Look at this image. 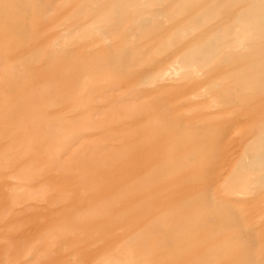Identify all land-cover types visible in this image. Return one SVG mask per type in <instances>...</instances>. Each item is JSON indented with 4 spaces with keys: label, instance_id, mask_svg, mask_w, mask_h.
Masks as SVG:
<instances>
[{
    "label": "rangeland",
    "instance_id": "rangeland-1",
    "mask_svg": "<svg viewBox=\"0 0 264 264\" xmlns=\"http://www.w3.org/2000/svg\"><path fill=\"white\" fill-rule=\"evenodd\" d=\"M25 1L0 14V87L11 70L76 97L15 96L30 90L13 84L0 95V264H264V0ZM238 75L254 90L235 87ZM122 110L138 112L99 124ZM163 128L201 138L191 151L209 162L204 187L133 224L106 222L88 159ZM203 189L204 211L188 208ZM164 216L204 218L198 255ZM156 227L157 248L143 238Z\"/></svg>",
    "mask_w": 264,
    "mask_h": 264
},
{
    "label": "bare ground",
    "instance_id": "bare-ground-1",
    "mask_svg": "<svg viewBox=\"0 0 264 264\" xmlns=\"http://www.w3.org/2000/svg\"><path fill=\"white\" fill-rule=\"evenodd\" d=\"M12 4L14 6L26 4V1L2 0V2H0V14L5 13L6 8L11 6ZM256 4L258 5V3ZM6 25H7V21L2 22L0 24V39L3 37L2 35H8L9 37V33L7 31ZM19 45H21V43H15L13 47H20ZM6 73L8 74L7 75L8 78L6 79L7 80L10 79V80H8V84L4 85V87H7L9 84H13V86H18V85H21L23 87L27 86L30 90V92L26 93L27 95L22 94L18 90L19 92H14L15 96H50V95L57 96L58 95L59 98H63V101H67L70 106L75 104L74 99L76 96H73L75 93L74 87H72L71 90L69 89L68 91L65 92H61L59 90L58 92L57 90L50 92L48 90L47 92L39 93L37 89L31 88L30 76L28 73L19 72L13 75L14 72H12L11 70H8ZM263 78L262 81L264 80ZM232 84L235 87L236 85H239L238 86L239 89H243V90H247V89L254 90V88L257 85L255 81L254 82L251 81L247 83V78L244 77L243 75L236 76L235 79L232 81ZM4 87L3 86L0 87V95L5 94ZM262 90L263 89L261 88L260 92ZM246 92L248 91L240 92L239 95L237 94L235 95V93L233 92V94L227 96H252L247 94ZM234 100L236 101V99ZM237 101L243 103V98L241 97ZM137 112H138L137 110H128L126 113L124 110H122L120 111V115L119 114L114 115L113 113L104 114L99 124L109 126L107 123L114 119L116 121L120 120L119 121L120 123L121 122L125 123L127 118H132V116L134 114H137ZM125 113L126 115L129 113L130 114L127 115V117H125L126 116ZM199 139L201 138H198V135L196 134H189V135L188 133L181 134L175 129L163 128L161 130L148 133L146 138L143 140V142L135 147L134 146L132 147L130 145L132 142L130 143V141L127 140V138L123 139L120 145L121 152L117 153L120 155H114L109 153L104 155L102 158H96V159L89 158L88 159L90 161L89 163H91L89 171L90 173H92V176L94 178H97L96 181L94 182L92 181L93 183L92 182L90 183L93 185L92 188H95L96 183L98 181V188H96V190H98L97 194L99 191L102 193L100 195L99 194L93 195L91 198L98 199L102 195L108 196L106 200V204L103 205V207L106 208L101 209L99 211V213L101 212L100 215L106 217L107 219L106 222L118 221L119 218L118 223L133 224L138 219H143L145 217L148 218V216L150 217L151 214L157 213L159 211H163V212L166 211L163 210L161 206H159L160 203L159 200L166 199L165 204L166 203L172 204L176 200L177 194L182 192H187L188 190L189 191L187 193H189L196 188L202 189L204 185L199 184L198 174L201 170L203 169L206 170V167L208 166L209 162H207L206 158H204V164H203L202 161L200 160L199 157L200 155L198 153L196 154L195 152L191 151L194 145L197 144ZM169 144L173 145L174 148L173 149L169 148L168 147ZM175 147L181 148L184 151L182 154H179L176 158L173 155L175 151ZM145 149H147V154H142ZM135 152L140 154L135 156V154H133ZM184 155L187 156L185 157ZM180 171L184 172V175L173 174L176 172L178 173ZM201 194L202 195L199 196V198H197V200H195L194 202H188L187 207L195 211L196 210L204 211V189L203 191H201ZM56 202H58V200ZM90 210L91 208H89V211ZM122 213H126V217L122 218L121 217ZM192 217L194 219V216ZM167 219L168 221L165 223H173L176 225V228H178V230H175L174 232L173 231L168 232L167 235L175 233V235L177 234L182 236V238L185 239L186 241L192 239L191 244L186 246L185 253L189 257L198 255V252L199 250L202 249V247L200 243L197 241L195 234L197 235V230H200V228L204 226L203 225L204 218L201 220L202 222H199V225L198 223L195 222V224L191 227L190 222H184L178 216L169 217V218L168 216L167 217L164 216L161 220V226L162 223H164V221H166ZM191 223L193 224V222ZM158 227H160V224H158ZM152 229L153 230L148 231L145 234L143 233V238L152 241L154 247L157 248L156 246L160 244V240L162 239V236L161 237L155 236V229H157V227ZM164 237L166 236H163V238ZM203 255H204V250L201 257H203Z\"/></svg>",
    "mask_w": 264,
    "mask_h": 264
}]
</instances>
